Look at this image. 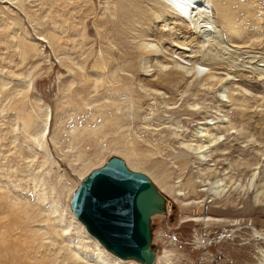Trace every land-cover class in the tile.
<instances>
[{"label": "rangeland", "instance_id": "374dc122", "mask_svg": "<svg viewBox=\"0 0 264 264\" xmlns=\"http://www.w3.org/2000/svg\"><path fill=\"white\" fill-rule=\"evenodd\" d=\"M255 1L264 23V0ZM207 2L213 9L212 20L225 56L237 53V16L244 15L243 11L237 12V4L250 8L252 0ZM120 3L0 0V262L10 248L17 256L16 264H113L114 256L86 239L84 228L78 231L80 224L71 215L69 203L85 176L111 157H118L129 170L147 176L166 199V215L152 217L150 224L155 264H264V242L252 241L254 233L264 234V214L244 212L256 205L255 194L237 197L234 133L237 126L240 129L244 125L237 118V103L244 100V95L237 97L238 89L249 96L264 97V82L239 80L237 68L230 67L218 71L220 81L177 78L173 84L151 87L152 94L148 91L133 97L138 107L127 103L131 124L121 130L125 138L121 146L143 152L142 162H132L124 151L115 149L114 144L120 143H116L117 134L112 136L90 122L92 112L109 104L114 94L113 84L94 89L95 82L98 78L108 80L111 69L127 76L135 88L140 80L157 77L149 68L153 64L171 66L174 46L197 38L190 24L178 20L161 0H125L130 12L127 25L119 21ZM246 28L252 31L250 24ZM137 42L159 51L153 57L138 58ZM186 55L189 53L177 57L188 61ZM99 61L104 63V70L95 74ZM143 67L151 70L150 76L142 73ZM78 69L83 74L79 79L73 75L80 72ZM84 80L89 84L84 85ZM71 94L69 104L65 101ZM222 119L229 123L222 124ZM206 120L210 121L206 127L211 133H221V127L233 133L221 142L220 149H212L211 161L198 165L192 153L199 143L197 137L203 135L197 134L199 123ZM78 131L84 132L83 139L77 136ZM90 131L93 133L89 137ZM152 144L161 146L162 156L153 155ZM158 160L172 172L169 185L175 187V197L163 191L148 169ZM181 160L186 164L181 165ZM262 172L247 177L244 190L255 191L256 181L264 185V168ZM189 179L196 183L197 195L184 187ZM216 180L219 190L223 189L219 196L212 195L210 189ZM54 250L62 256H75L51 262ZM98 252L104 261L96 258ZM106 253L111 257L106 259ZM18 257L24 260L20 262Z\"/></svg>", "mask_w": 264, "mask_h": 264}, {"label": "bare ground", "instance_id": "6f19581e", "mask_svg": "<svg viewBox=\"0 0 264 264\" xmlns=\"http://www.w3.org/2000/svg\"><path fill=\"white\" fill-rule=\"evenodd\" d=\"M120 1L121 3L118 4V16L120 18L119 21L127 25L126 20L129 17L130 12H128V7H126L125 0H120ZM126 2H128V0H126ZM161 2L164 4L165 7H167L168 9L172 11L173 15L177 17L178 20L183 21V22H188V24H190L191 31H193L197 39L189 40L188 44L183 43L182 46H180L178 43L180 47L174 46V49L171 50L172 54L171 52L169 53L171 54L170 57L173 58V59H170L171 66L164 67V66H159L156 63L150 66L149 68H153L152 71L157 73L156 75L157 77L153 80H145V79L140 80L141 82L135 83V88H134L131 86V84H129L130 79L127 76H124V75L119 76V73L116 74V72H113L110 69V72L108 74V80L101 79L100 81L99 80L100 78H98L93 86L94 89H99L103 86L101 84L111 83L114 85L113 87L114 94L112 93L113 95L110 96L109 104L105 106L103 105L105 108L104 107L102 108L101 106L98 112L97 111L92 112L93 116L90 122L95 123L94 125H98L101 131H103L102 129H104L109 134H113L112 136L117 134L118 136H114V137H116L117 139L116 143L117 142H120V143L114 144L115 149L124 151V155L126 156L127 159H133L132 162H138V163L143 161V156H142L143 152H141L140 154V153H137V150H134V149L130 150L126 148L127 145H125L126 147H124V145L121 146L123 140H125V138H123L124 137L122 133L123 131L121 130L123 128L125 129L126 127H129L131 124V120L129 118L131 116L129 112L131 108L128 107L127 103L134 104L132 106H135V108H136V105L138 107V104H139V102L135 101L133 97H140L142 96L141 93L148 92V91L151 93V89H150L151 87L160 88V87L167 86L170 83L173 84L174 83L173 79L176 81L177 78L193 77L195 80L206 79V80L220 81L221 79L217 76L221 74L218 71H221V70L228 71L230 67L237 68V77L239 78V80L248 79V80H252L253 82H260V81L264 82V23H263V20H261L259 17L260 14L262 13V10H260L261 8L259 7V5L257 4L255 0H252L250 8L243 6L244 4H241V3L237 4V12L243 11L244 15H243V18L242 17L239 18L237 16V30H236L237 31V53L233 52L229 54V56H225L226 54H224L226 50L222 46L223 44H222V41L219 35V31L216 29L217 25H215V22L212 20L213 9L211 5H209L207 0H161ZM222 17L224 20L226 19L224 15ZM162 21H165V20L162 19ZM246 21L248 22L247 25L250 24L252 28V31L250 30V33L249 31H247V28H246L247 25L245 26ZM136 48L138 51V54H137L138 58H143V57L150 58L151 56L152 57L155 56V54H157L159 51L155 46L147 45L142 42H137ZM185 52L189 53L188 56L187 55L184 56V59H187L188 61L182 60L180 57H177L179 54L182 55V53H185ZM228 52L230 53L231 51L228 50ZM173 55L174 57H177V58H174ZM177 61L179 62L177 63ZM180 62H182L185 66L182 67L181 66L182 63L179 64ZM95 67H96L94 69L95 74H97V72H100V71L102 72V70H104V63H101L99 61L98 63L95 64ZM149 68L143 67L142 73H144L146 76H150L149 74L151 73V70H149ZM69 71L71 72V70ZM78 71L80 72H74L73 74L76 77H78L77 79L83 77V74L81 73V69H78ZM87 83L89 84L87 80H84V85H86ZM237 92H238L237 97L244 95L243 102L237 103V107H238L237 108V118L241 120V122L244 123V125H242L240 129H238V126H237V131L234 132L235 134L237 133V136H236L237 137V181L239 182V184H237V197L239 198L244 197V196L249 197L255 194L254 198L257 203L255 202L254 203L256 205H250V208L248 210L244 209L246 210L244 212L263 215L264 214V185L260 183L261 181L259 182L256 181L254 184V186L256 187V190L254 191L253 189L252 192H250V191L244 190L243 184L245 183V180L247 177L252 178L257 172L260 174L264 168V159L262 161V157H264V97L249 96V95H246L240 89H238ZM154 95H157V94L155 93ZM155 97L158 98V96H155ZM72 100L73 98L71 94V96L68 95L66 97L65 102L70 104ZM140 117L138 116V118ZM209 122L210 121L206 120V121H202L199 123L201 127L199 128L200 132H198L197 134L198 135L203 134V135L197 137L199 138L197 141L199 143L194 145L196 147L193 149L194 152L192 153V155L195 158L194 160H196L195 164H198V165L199 164L202 165L205 162L207 163V161H211L209 157L213 155L212 149L213 150H217L218 148L220 149L221 142L223 140L229 139L231 134L233 133V132H230L231 131L230 129L228 128L225 129L224 127H221V129H223L224 132L222 131L221 133H218V134L211 133L210 129L206 127L210 125ZM220 122L224 124V123H227L228 120L222 119ZM28 125L30 124L28 123ZM91 126L93 127V125ZM46 127H47V121L45 122L44 131L42 132V136L44 135ZM76 133L78 134L77 136H81L83 139V134H84L83 131H78ZM91 133H93V131L88 132L89 137L91 136ZM222 137H226V138L221 139ZM203 138L204 139L207 138V141L205 140L203 141L202 140ZM124 142L126 144V141ZM127 143L129 145L130 142H127ZM147 144L150 145L151 142L148 141ZM152 147L151 148L153 151V155L158 154L162 156L163 149L161 148L160 145L152 144ZM210 152L212 153L209 155ZM151 155L152 154H150V156ZM240 156H242V158H238ZM141 158H142V161H141ZM147 161L148 160H146V162ZM181 161H182L181 165L186 164L184 160H181ZM144 163L142 165H144ZM150 165L148 166V169L149 171L151 170L154 173L153 175L154 180L157 183H159L163 191L175 197L174 195L176 192L175 187L173 186L171 187L169 185L170 184L169 179H171L172 172L169 171L167 164L164 161L158 160L156 163L153 164V166H150ZM208 173H212L211 175H213V173L215 172L209 171ZM216 177L218 176L215 173V178ZM218 182L219 180H216L210 184L211 185L210 189L213 192L212 195L219 196L220 193L223 191V189L219 190L220 186ZM184 187L188 190V193H191L192 195L195 193V195H197L198 192L195 191L196 183L193 182L191 179L187 180V182L184 183ZM177 191L181 193L180 189ZM180 193L179 194L177 193L176 196H181ZM182 195L185 197L184 194ZM70 213L74 217L72 212ZM79 224H80L79 227H77L78 231H80L79 230L80 228L84 231L85 228L82 226L80 222ZM67 230L68 228L64 229V231H67ZM84 235L86 239L91 240L96 246H98L99 243L93 237H91L89 234L88 235L91 238L86 234ZM252 237H253L252 241H256L257 243L264 242V234L258 235L256 232L253 234ZM258 240H260L261 242ZM6 252H7L6 254L7 257L5 260L1 261L0 264H16L17 256L14 250L7 248ZM73 254H76L78 256L77 252ZM73 256L75 255H68V257L66 255L62 256L61 252H59L58 250L57 251L54 250L53 254L51 255V262L57 259L62 260V257H67V260H71ZM105 256H106V259L107 257L108 258L111 257L110 254H107V253L105 254ZM81 258H82L81 256H78V259H81ZM96 258H98L100 261L102 260L104 261V259L102 258L99 252L97 253ZM111 258L113 260L112 261L113 264L122 263L121 262L122 260H119L115 256ZM22 259L24 260V258ZM22 259L18 257V261L21 262ZM82 262H84V258ZM87 263L91 264V262L89 261H86V264ZM92 264H98V263L94 261V263Z\"/></svg>", "mask_w": 264, "mask_h": 264}, {"label": "water", "instance_id": "95a60500", "mask_svg": "<svg viewBox=\"0 0 264 264\" xmlns=\"http://www.w3.org/2000/svg\"><path fill=\"white\" fill-rule=\"evenodd\" d=\"M74 217L106 252L122 261L155 264L151 219L166 215V199L144 174L111 157L92 170L69 203Z\"/></svg>", "mask_w": 264, "mask_h": 264}]
</instances>
